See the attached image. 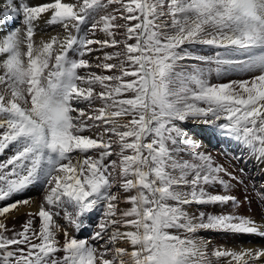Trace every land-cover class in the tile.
I'll list each match as a JSON object with an SVG mask.
<instances>
[{"label": "snow or ice", "instance_id": "obj_1", "mask_svg": "<svg viewBox=\"0 0 264 264\" xmlns=\"http://www.w3.org/2000/svg\"><path fill=\"white\" fill-rule=\"evenodd\" d=\"M40 22L63 31L38 41ZM188 122L264 164V0H0V264H264L200 235L264 237L254 218L187 212L238 208L242 183ZM33 188L38 211L9 228Z\"/></svg>", "mask_w": 264, "mask_h": 264}, {"label": "rangeland", "instance_id": "obj_2", "mask_svg": "<svg viewBox=\"0 0 264 264\" xmlns=\"http://www.w3.org/2000/svg\"><path fill=\"white\" fill-rule=\"evenodd\" d=\"M30 4L31 2L28 1ZM18 26V25H17ZM40 28H46L48 34L51 32L61 33L63 30L58 26H46L44 24H40L38 31ZM99 38L103 39V34H99ZM95 47H99L98 45ZM111 51V50H109ZM197 55H210L214 54L210 52V50L206 47L197 46ZM93 57L99 55V53H93ZM95 63L93 59L91 61ZM187 64H196V61H186ZM99 73L100 69H92ZM247 73L245 74H236L229 73L227 76L216 77L215 73L210 77L213 83H227L230 79H240V78H248ZM185 128L188 132V135L193 139H199V143L193 148V151H198L204 153L205 155H210L214 164L222 165L227 168L230 172L236 175L242 183L236 184L232 182V188L230 194L234 195L237 200L240 202L238 208H233L231 204L228 205H215V206H200V205H191L187 206V212L191 214L198 215L200 211H206L215 215L220 214H230L235 212L238 215L252 217L256 221L257 225H264V202H261V198L258 193L261 191L262 186H264V173L261 172V168H264V164L257 165V162L250 157L247 149H243V158L235 159L234 157L241 155V147L229 140H219L215 137H210L205 131L206 126L201 124H193L188 122L185 125ZM87 134V133H86ZM12 155L11 151L6 152L4 156H0V159H6L7 156ZM243 169L241 172L240 170ZM227 179V177H225ZM214 194H220L224 192V189L220 185H215L212 188L208 189ZM43 193L33 188L31 191L24 193V197H31L32 199H37L38 203L42 202ZM247 198V199H246ZM31 199V200H32ZM124 207V205H121ZM102 211V210H101ZM11 218L7 220V224L9 228H14L15 230H21V226L28 219L26 214L17 215L14 210L11 214H9ZM98 217V213L93 215V220ZM54 219L63 224L64 220L61 216L54 217ZM34 227L39 228V218L36 217L34 219ZM70 231H73L70 229ZM92 229H87L86 231L81 232L80 238H85L90 234ZM74 234V233H73ZM201 236L207 238L211 241L209 245L210 248H219L223 250H231L239 252L246 248L247 246H253L255 250L264 249V237L255 238V235H233L228 233L221 232H201ZM261 237V236H259ZM59 238L62 240V234H59ZM255 245V246H254ZM258 247V248H257ZM220 264H226L225 260L222 259Z\"/></svg>", "mask_w": 264, "mask_h": 264}, {"label": "bare ground", "instance_id": "obj_3", "mask_svg": "<svg viewBox=\"0 0 264 264\" xmlns=\"http://www.w3.org/2000/svg\"><path fill=\"white\" fill-rule=\"evenodd\" d=\"M28 1H30L31 3L30 4H32V5H36V4H40V3H45V2H54V0H24V2L25 3H28ZM40 24H43V22H40L39 23V25ZM18 27H20V28H23V25H22V23H20V24H18ZM57 33L58 32H51V33H49L48 35H57ZM44 39H47L48 38V36H44L43 37ZM36 39L39 41L40 39H41V35L39 34V31H38V35L36 36ZM197 140V143H199V139H196ZM39 203H38V201H37V199H35V198H33L32 200H31V209H28V206H22V210L20 211V212H16V214L17 215H23V214H26V211H28V210H30V211H32V212H37L38 211V209H39ZM260 235H255V238L257 237V238H262V237H259ZM255 246V245H254ZM258 248V247H257ZM246 249H252V250H254V249H256V248H253V246H247L246 248H244L243 250H246ZM261 249H263V247L261 248Z\"/></svg>", "mask_w": 264, "mask_h": 264}]
</instances>
